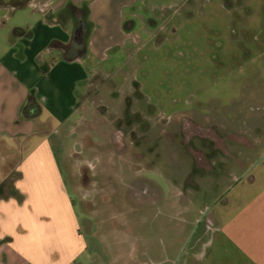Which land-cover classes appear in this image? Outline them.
<instances>
[{
  "label": "rangeland",
  "instance_id": "rangeland-1",
  "mask_svg": "<svg viewBox=\"0 0 264 264\" xmlns=\"http://www.w3.org/2000/svg\"><path fill=\"white\" fill-rule=\"evenodd\" d=\"M54 2L89 9L87 63L105 76L81 98L57 151L92 256L78 264H210L206 251L216 261L211 226L189 241L203 212L214 205L223 221L239 195L264 187L263 160L221 199L264 155V100L257 109L250 101L253 84L264 97V0ZM185 119L221 140H186ZM28 151L10 152L1 196Z\"/></svg>",
  "mask_w": 264,
  "mask_h": 264
},
{
  "label": "crops",
  "instance_id": "crops-1",
  "mask_svg": "<svg viewBox=\"0 0 264 264\" xmlns=\"http://www.w3.org/2000/svg\"><path fill=\"white\" fill-rule=\"evenodd\" d=\"M66 6L54 0H0V191L10 152L22 151L39 123L47 125L16 165L14 189L0 195V264H78L81 257H92L57 151L81 98L105 76L87 63L95 53L91 41L84 58L65 60L64 46L75 29L74 19L63 16ZM28 14L33 17L25 24L18 20ZM16 28L25 32L13 35ZM108 47L98 52L100 62ZM52 52L58 55L50 57ZM30 97L40 109L25 117ZM252 184L255 188L258 181ZM247 192L239 195L240 205L227 208L223 221H215L218 259L206 251L203 263L264 264V187Z\"/></svg>",
  "mask_w": 264,
  "mask_h": 264
},
{
  "label": "trees",
  "instance_id": "trees-1",
  "mask_svg": "<svg viewBox=\"0 0 264 264\" xmlns=\"http://www.w3.org/2000/svg\"><path fill=\"white\" fill-rule=\"evenodd\" d=\"M22 2H13L14 7L22 6ZM63 16L66 18H72L75 21V29L72 34V39L69 44L65 45V60L71 61L73 58L82 59L87 54L88 39L91 31V24L89 23L90 11L86 6L77 7L72 3H69L64 12ZM25 32L24 29H14L13 35H22ZM56 44L52 43L51 47H55ZM74 52V54H73ZM40 109L37 100L34 97H30L26 105L23 108V116L29 117L30 109ZM46 124H38L36 134L29 138V141L24 144L22 150H28L32 144L35 143L36 139L46 131ZM255 179L251 177L250 183H253Z\"/></svg>",
  "mask_w": 264,
  "mask_h": 264
},
{
  "label": "flooded vegetation",
  "instance_id": "flooded-vegetation-1",
  "mask_svg": "<svg viewBox=\"0 0 264 264\" xmlns=\"http://www.w3.org/2000/svg\"><path fill=\"white\" fill-rule=\"evenodd\" d=\"M253 86L256 88V90H254V93H252L251 95H250V101H251V106L252 105H254L253 106V108H259V107H261L262 105H261V100L263 101L264 100V97L262 98V99H259V96H258V92H257V90H258V86L257 85H254L253 84ZM239 106H243V104L242 103H240V105ZM262 117H264V115L262 116ZM181 130H182V134H185V138H186V140L188 139V135H191V134H196V135H198V134H201V133H205V134H207L208 135V138L209 139H211V140H213V142H215L216 140H221L217 135H216V133H214V132H211V130L209 129H204V128H202V127H198V126H196L192 121H190L189 119H185L184 120V122H183V124H182V127H181ZM236 138H237V136H236ZM239 138H241L242 140H244V141H248L245 137H239ZM221 142V141H220ZM261 141H259V142H257V143H260ZM191 155H192V158L194 159V160H196V161H201V160H203V157H197L196 155H195V148L193 147V148H191ZM261 158V157H260ZM259 158V159H260ZM258 159V160H259ZM250 174V173H249ZM248 174V175H249ZM247 175V176H248ZM225 197V196H224ZM224 197H222L221 199H223ZM212 209H213V207L212 208H210L208 211H207V213L206 214H204L205 213V211L203 212V214H202V216H201V218H200V220L198 221V223H197V226H196V229H195V231L192 233V238H191V236H190V238H191V240L193 239V237H194V235H195V233H196V231H197V229L201 226V224L202 223H206V225L208 226V227H214L215 226V220H213V215H212ZM190 238H189V240H190ZM190 240V241H191ZM183 254V253H182ZM182 254L180 255V256H182Z\"/></svg>",
  "mask_w": 264,
  "mask_h": 264
},
{
  "label": "water",
  "instance_id": "water-1",
  "mask_svg": "<svg viewBox=\"0 0 264 264\" xmlns=\"http://www.w3.org/2000/svg\"><path fill=\"white\" fill-rule=\"evenodd\" d=\"M264 160V155L257 161V163L252 167V168H250L242 177H240L239 179H237L236 181H235V183H234V185L223 195V197L224 196H226L231 190H232V188H234L237 184H239L241 181H243V179L260 163V162H262ZM214 205H212L211 207H209V208H207L206 209V211H205V213L204 214H206L207 213V211L210 209V208H212ZM193 236V235H192ZM192 236H191V238H192ZM191 238H190V240H191ZM189 240V241H190Z\"/></svg>",
  "mask_w": 264,
  "mask_h": 264
}]
</instances>
